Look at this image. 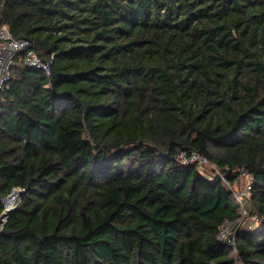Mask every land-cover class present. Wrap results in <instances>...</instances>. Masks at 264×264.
<instances>
[{
    "label": "trees",
    "instance_id": "obj_1",
    "mask_svg": "<svg viewBox=\"0 0 264 264\" xmlns=\"http://www.w3.org/2000/svg\"><path fill=\"white\" fill-rule=\"evenodd\" d=\"M0 22L50 71L17 57L0 89V213L22 189L0 264H264V0H0Z\"/></svg>",
    "mask_w": 264,
    "mask_h": 264
},
{
    "label": "built area",
    "instance_id": "obj_2",
    "mask_svg": "<svg viewBox=\"0 0 264 264\" xmlns=\"http://www.w3.org/2000/svg\"><path fill=\"white\" fill-rule=\"evenodd\" d=\"M17 57L21 58L28 66L42 68L47 74L50 73L49 62L42 61L37 56L32 48L31 42L25 38L12 36L8 25L5 22H0V89L8 86V81L11 77V68L13 67L14 61ZM177 159L182 164L196 163L200 169L204 163H207L206 159L194 151L190 154L182 152L177 156ZM250 189L251 176H249L248 182L245 185V191H243V194L240 195L248 196ZM243 214L244 212L242 213L241 211L240 218L235 221L224 222L217 234V238L224 242L233 243L234 230L241 225Z\"/></svg>",
    "mask_w": 264,
    "mask_h": 264
},
{
    "label": "rangeland",
    "instance_id": "obj_3",
    "mask_svg": "<svg viewBox=\"0 0 264 264\" xmlns=\"http://www.w3.org/2000/svg\"><path fill=\"white\" fill-rule=\"evenodd\" d=\"M33 124L36 125L37 124L36 121L33 122ZM36 126H38V125H36ZM201 169H202L201 171L203 173H207V174H208L209 171L210 172L213 171L215 173H218L219 172V170L215 167V165L213 163H210V162L204 163L202 165V168ZM248 179H249V175L246 174V173H244V172H241V176L236 181L233 182L232 187H233V189L235 190V192L237 194H243V191H245L244 189H245V185L248 182ZM223 183L228 186V184L226 182H223ZM14 194H16V193L13 192V193L10 194V196L11 195L13 196ZM18 200H19V195L17 196L16 202L13 203V204H11V205H8V206L9 207L15 206L17 204ZM241 209H242V213L244 212L243 219L241 220V222H242L241 223V226H243V227H249L251 224H253L254 222H256L255 220L252 219V217H250L248 215L249 214V212H248L249 209L246 208V205L242 206ZM253 225H255V223Z\"/></svg>",
    "mask_w": 264,
    "mask_h": 264
},
{
    "label": "water",
    "instance_id": "obj_4",
    "mask_svg": "<svg viewBox=\"0 0 264 264\" xmlns=\"http://www.w3.org/2000/svg\"><path fill=\"white\" fill-rule=\"evenodd\" d=\"M14 191H16L17 192V194L19 195L21 192H22V189H20L19 187H17V188H14L12 191H11V193H13ZM11 193H9L6 197H4L3 198V210H2V212L0 213V229L2 228V226H3V224H4V222L6 221V219H7V217H8V215L11 213V211L14 209V206L11 208V210L8 212V213H6V211H5V202H6V200L9 198V196H10V194Z\"/></svg>",
    "mask_w": 264,
    "mask_h": 264
},
{
    "label": "bare ground",
    "instance_id": "obj_5",
    "mask_svg": "<svg viewBox=\"0 0 264 264\" xmlns=\"http://www.w3.org/2000/svg\"><path fill=\"white\" fill-rule=\"evenodd\" d=\"M16 195L18 196L17 193H16ZM16 200H17V198H16ZM16 200H15V202H16ZM11 208H12V207H9V206H8V199H7L6 202H5V211H6V213H8V212L11 210Z\"/></svg>",
    "mask_w": 264,
    "mask_h": 264
}]
</instances>
